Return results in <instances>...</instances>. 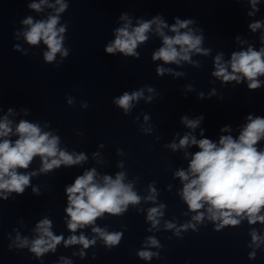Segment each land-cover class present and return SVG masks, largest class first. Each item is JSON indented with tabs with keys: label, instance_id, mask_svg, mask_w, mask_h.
<instances>
[{
	"label": "clouds",
	"instance_id": "obj_1",
	"mask_svg": "<svg viewBox=\"0 0 264 264\" xmlns=\"http://www.w3.org/2000/svg\"><path fill=\"white\" fill-rule=\"evenodd\" d=\"M47 0H41L40 4L33 3L29 7L39 11L41 4ZM258 0H251L255 8ZM59 7L56 9L57 15L50 16L47 21L33 22L31 17L23 20V24L29 26L24 33L26 41L31 45H37L41 40L48 46V51L44 53V60L52 62L56 54L60 53L62 57L69 55L68 50L63 47V33L66 31L64 26L57 28L59 13L65 11L67 5L62 0H56ZM51 7V5H49ZM252 13H249L251 15ZM122 20L126 16L120 17ZM130 21L123 27L115 30V39L109 43L105 52L115 54L120 52L125 56H138L136 48L138 44L146 41V33L152 25H156V32L163 38V46L160 47L152 56L153 60H162L165 64H180L181 61L192 63L191 54L193 52L207 55L209 50L202 49L203 36L197 35L190 24L195 21L191 19H176L175 24L170 28L173 36L166 35L162 29L167 27L164 21L155 17L151 21L138 22V26L129 30ZM251 30L255 32L261 27L260 22L251 23ZM181 29H188L181 32ZM264 43V36L261 38ZM229 68L231 71H229ZM158 75H163L168 69L158 67ZM213 76L223 82L236 81L240 83L247 79L249 89L261 87V81L258 79L264 76V47L259 51L249 47L246 51L233 52L231 60L223 61V54L215 57V71ZM149 92L153 89L149 88ZM143 96V90L133 91L131 94L124 92L122 96L114 100V103L128 113L133 104ZM148 99H151L149 97ZM72 104L71 99L68 100ZM87 107V104L83 105ZM9 113L11 109L8 110ZM148 117H145L147 121ZM200 119L189 120L182 118V122L190 129H195L200 123ZM248 123L240 132L238 139L232 136H221L219 146L210 139L196 140L190 134H186L179 141V145L173 143L169 145L173 150L177 147L183 148L189 144L196 145L200 151L196 152L188 167V171H177L176 176L184 183L182 198L188 205L190 211L196 214L192 220L197 223L202 222L205 213L200 211L207 205V218L216 224V230L219 231L224 226L238 225L241 220L247 217L250 224L257 221L264 223V215L260 214L264 209V151H258L255 145L264 138V118L249 115ZM225 127L221 131H227ZM12 132L11 121L5 117L0 121V196L8 198V194H23L26 187L30 184V178L37 173H20L18 169H27L33 158L39 156L42 161L40 172L59 168L62 164L71 166L79 164L87 157L80 153L79 155L69 154L59 148V137L50 132H44L40 126L28 121L21 120L16 125L15 133L18 136L14 142L7 137ZM95 169L84 172L78 176L71 186L66 188L68 205L65 209L68 217L67 227L71 232H76L78 228H84L87 225H93L98 217L107 212L113 215L122 214L127 210L129 204H138L141 197L132 190L131 184L124 183V173H118L115 179L110 176H104L103 182H98L95 177ZM191 177V179H190ZM154 192L155 190L152 189ZM37 193V189L33 188ZM149 196L147 199H153ZM160 207H153L148 210L147 219L152 227L159 224L158 216L163 215ZM51 221L47 218L42 219L36 225L35 231L38 237L31 241L30 250L36 256H42L44 253L52 250L64 241L65 246L80 244L84 248L95 244V239L89 240L83 234L71 235L64 239L62 235H54L51 231ZM167 229H174L176 226L172 223H166ZM188 228L195 230V225L188 223L182 225L176 230L179 235L181 230ZM92 231L98 234L108 246L117 245L122 237V233H108L104 229L93 227ZM252 242L257 247L264 243V237L257 234L256 230L251 232ZM18 247L29 246L27 238L21 239L17 235ZM148 245L159 247V242L154 237H148ZM251 246V245H250ZM84 255L83 252L80 253ZM155 253L147 250L138 252V256L144 260H151ZM250 258H255V253L250 254ZM65 264H68L65 261Z\"/></svg>",
	"mask_w": 264,
	"mask_h": 264
}]
</instances>
